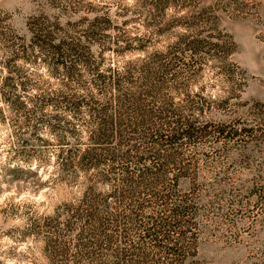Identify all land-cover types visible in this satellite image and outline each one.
Returning <instances> with one entry per match:
<instances>
[{
	"label": "rangeland",
	"instance_id": "rangeland-1",
	"mask_svg": "<svg viewBox=\"0 0 264 264\" xmlns=\"http://www.w3.org/2000/svg\"><path fill=\"white\" fill-rule=\"evenodd\" d=\"M40 12L58 15L61 31L88 44L101 67L129 66L134 77L142 63L155 61L153 51L166 50L183 35L220 45L183 52L191 70L167 74L162 89L176 104L200 92L212 118H239L236 124L252 126L234 142L183 147L203 180L195 210L197 251L184 264H264V0H0V31L10 41H28L29 18ZM6 45L0 42V58ZM47 54L34 49L18 56L12 64L19 86L7 87L25 100L41 94V109L32 111L30 100L7 104L0 84V264H62L47 254L45 215L83 186L81 171L61 167L60 152L84 145L87 108L71 110L60 95L99 96L100 87L92 82L90 64L79 60L68 75ZM56 112L77 130L69 124L52 128L47 115Z\"/></svg>",
	"mask_w": 264,
	"mask_h": 264
},
{
	"label": "trees",
	"instance_id": "trees-1",
	"mask_svg": "<svg viewBox=\"0 0 264 264\" xmlns=\"http://www.w3.org/2000/svg\"><path fill=\"white\" fill-rule=\"evenodd\" d=\"M28 24V41H10L12 37L8 40L6 31H0V42H7L0 58L7 104L30 100L32 111L42 107L41 94H29L25 100L7 88L19 86L13 81L19 70L12 61L34 49L48 53L68 75L75 72L77 61L90 64L92 82L102 95L61 91L69 109L87 108L90 130L84 145L70 144L60 152L61 167L81 171L83 186L77 197L45 215L46 229L41 231L50 259L62 264H184L197 251L195 210L203 199L198 196L203 180L196 174V160L184 156L183 147L234 142L241 130L252 126L236 124L239 118H212L207 112L211 104L200 92L187 94L176 104L162 89L167 74L191 70L183 52L196 54L204 44L212 49L220 45L183 35L166 50L153 51L155 61L142 63L134 77L129 66L101 67L88 44L61 31L64 25L58 15L36 13ZM47 116L52 128L69 124L77 130L72 120L57 112ZM62 139L66 140L64 134Z\"/></svg>",
	"mask_w": 264,
	"mask_h": 264
}]
</instances>
